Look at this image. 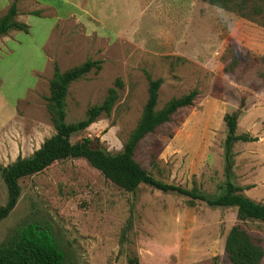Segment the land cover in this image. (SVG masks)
I'll return each instance as SVG.
<instances>
[{"label": "rangeland", "instance_id": "374dc122", "mask_svg": "<svg viewBox=\"0 0 264 264\" xmlns=\"http://www.w3.org/2000/svg\"><path fill=\"white\" fill-rule=\"evenodd\" d=\"M44 1L60 11L70 7L64 0ZM114 1L105 35L88 32L75 16L53 21L52 8L18 1V20L28 31L0 36V168L32 155L54 134L48 106L54 64L64 72L90 59L100 67L69 84L65 120L82 119L110 87L118 96L109 114L71 142L88 138L91 146L117 153L140 118L150 79L162 80L156 110L196 89L191 105L141 139L135 160L163 182L213 196L229 180L264 203L262 21L208 0H130L128 8ZM11 2L0 3V17ZM36 10L40 16L30 14ZM233 112L235 134L257 139L235 141L227 164L223 117ZM18 182L19 198L0 220V247L15 240L22 225L48 221L65 264H232L224 241L236 224L264 251V222L239 220L235 207H210L143 183L126 191L82 157L54 162ZM6 201L0 172V206Z\"/></svg>", "mask_w": 264, "mask_h": 264}, {"label": "trees", "instance_id": "16d2710c", "mask_svg": "<svg viewBox=\"0 0 264 264\" xmlns=\"http://www.w3.org/2000/svg\"><path fill=\"white\" fill-rule=\"evenodd\" d=\"M208 2L247 19L262 21L261 24L264 25V0H208ZM30 14L40 16V11L36 10ZM16 15V1L13 0L0 17V36L7 34L9 30L28 31L27 24L17 21ZM92 67L99 68V61L88 59L64 72L59 70L56 63L54 64L49 82L48 106L52 113L55 132L46 138L32 155L18 156L12 163L0 168L7 189V201L0 206V220L8 215L19 198V179L41 172L54 162L68 157H82L105 179L123 190L134 191L143 183L162 192H173L187 196L191 200L202 201L210 207H235L236 216L241 221L250 219L264 222V203L245 196L241 192L242 187L229 180L220 185L221 192L211 196L198 191L195 187L185 188L163 182L152 176L135 160L134 152L141 139L168 121L177 109L191 105L197 95L196 89L179 98H172L162 109L156 110L158 89L162 80L150 79L148 97L140 118L124 142L122 150L117 153L112 154L101 147L91 146L88 138L71 142L70 137L73 134L84 130L101 114H109L118 96L117 89L110 87L103 101L90 106L82 119L75 122L65 120V97L69 84L89 72ZM115 86L121 87L120 79H116ZM237 117L236 112L226 113L223 117L227 128L224 141V157L227 164H230L231 146L235 141L251 142L257 139L245 134H235ZM224 250L232 264H259L264 254L262 247L237 224L231 226L227 232ZM0 264H65V252L48 221H32L18 229L15 240L0 247Z\"/></svg>", "mask_w": 264, "mask_h": 264}, {"label": "crops", "instance_id": "0c3cea01", "mask_svg": "<svg viewBox=\"0 0 264 264\" xmlns=\"http://www.w3.org/2000/svg\"><path fill=\"white\" fill-rule=\"evenodd\" d=\"M7 0H5L6 2ZM13 1V0H12ZM18 1L21 3L22 0H17L16 7L18 9ZM24 3L36 1L37 5L41 7H47L52 8L55 11V16L53 21H57L58 19H63L65 17L69 16H75L81 23L85 25V28L88 32H96L99 34H108L109 28V6H114L115 1L113 0H64L67 4H69V9L60 11L59 8H56L57 6H54L49 1L44 0H23ZM121 1V0H120ZM123 4H120V6L128 8L130 5V0H122ZM4 2V0H0V3ZM29 4V3H28ZM20 10H17L16 20H18L22 14H20ZM10 31L15 30H9L7 32L10 33Z\"/></svg>", "mask_w": 264, "mask_h": 264}]
</instances>
